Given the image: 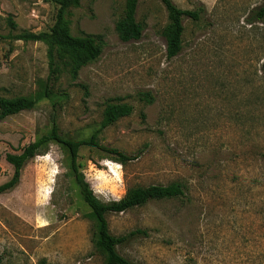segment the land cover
Returning a JSON list of instances; mask_svg holds the SVG:
<instances>
[{
    "label": "rangeland",
    "instance_id": "374dc122",
    "mask_svg": "<svg viewBox=\"0 0 264 264\" xmlns=\"http://www.w3.org/2000/svg\"><path fill=\"white\" fill-rule=\"evenodd\" d=\"M172 2L198 17L182 19L181 49L171 58L161 0H138L141 36L129 40L116 30L126 0L68 7L70 33L94 36L101 52L76 74L65 67L53 75V106L41 98L46 44L14 36L49 32L58 5L0 0V96L36 99L0 119V184L13 173L5 154L46 134L53 118L71 139L97 130L98 146H82L78 163L101 202L134 186L184 190L106 214L110 233L127 236L116 246L121 256L134 264H264V21L246 20L263 0ZM108 104L131 111L102 126ZM69 161L66 148L49 141L0 193V264H104Z\"/></svg>",
    "mask_w": 264,
    "mask_h": 264
},
{
    "label": "trees",
    "instance_id": "16d2710c",
    "mask_svg": "<svg viewBox=\"0 0 264 264\" xmlns=\"http://www.w3.org/2000/svg\"><path fill=\"white\" fill-rule=\"evenodd\" d=\"M58 5L55 22L49 32H23L14 39L39 40L46 44L49 74L43 83L41 98L49 99L53 106L56 99L52 97L49 81L54 74L63 68L70 67L72 73H77L78 69L88 62L97 58L101 48L96 38L92 35L74 36L70 33L69 26L64 18L65 10L70 6H77L79 0H46ZM138 0H126L123 15L116 23V30L122 40L138 39L141 36L142 27L136 21L135 11ZM169 17L168 32L166 35V54L169 58L177 55L181 49V37L183 33L182 19L184 17L197 18L195 10L181 9L172 0H161ZM247 22L253 23L264 21V0L261 6L252 9ZM13 25V22H9ZM56 78V75L54 76ZM36 104V99L31 97L7 98L0 96V119L16 114L22 110L32 109ZM130 107L126 104H108L104 110L102 126L111 124L119 117L129 114ZM97 130L90 136L81 139H71L61 135L58 131L56 121L52 119L50 130L38 139L24 145L19 153H6L5 160L12 165L13 173L11 177L0 184V193L14 188L19 182L21 170L24 164L33 158L40 148L54 141L66 148L69 154L70 170L75 184L79 189L82 200L90 209V216L95 224V247L104 255V264H134L121 256L116 246L124 242L127 236H115L110 233L106 214L109 212H124L128 209L144 205L150 200H160L172 197H180L184 190L181 184L173 183L168 185H147L134 186L127 190L126 194L118 201L111 203L101 202L93 193L89 183L85 180L80 171L78 163L79 149L82 146H98ZM103 150L117 156L118 160L126 161L130 157L115 148L100 147ZM132 234V233H131Z\"/></svg>",
    "mask_w": 264,
    "mask_h": 264
}]
</instances>
